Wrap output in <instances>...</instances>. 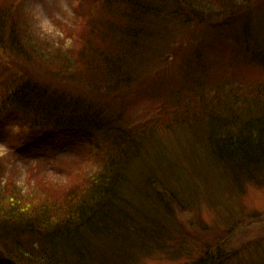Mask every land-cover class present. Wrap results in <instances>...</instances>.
I'll use <instances>...</instances> for the list:
<instances>
[{
  "label": "trees",
  "instance_id": "trees-1",
  "mask_svg": "<svg viewBox=\"0 0 264 264\" xmlns=\"http://www.w3.org/2000/svg\"><path fill=\"white\" fill-rule=\"evenodd\" d=\"M82 1L86 11L75 20L77 32L69 34L78 51L60 54L56 48L44 56L43 45L20 31L24 15L16 10L22 0H0V57L44 59L54 69L63 67L62 77L80 73L87 85L96 80L97 88L110 90L89 98L60 80L30 78L0 87V117L15 122L20 135L14 150H23L26 139L72 136L99 161L97 172L75 180L70 175L65 186L36 181L23 191L2 183L0 171V264H264V247L251 253L257 256L253 262L243 251L227 250L243 223L215 228L211 245L204 247L181 223L200 198L215 206L239 198L243 183L263 188L264 78L219 84L207 95L203 87L187 86L181 96L169 94L154 117L128 124L114 95L140 91L132 68L144 71L160 57L165 42L190 25L197 0H81V6ZM181 124L200 155L174 139L168 140L171 153L163 152L168 148L156 130L176 133ZM247 218L261 224L264 214Z\"/></svg>",
  "mask_w": 264,
  "mask_h": 264
},
{
  "label": "rangeland",
  "instance_id": "rangeland-1",
  "mask_svg": "<svg viewBox=\"0 0 264 264\" xmlns=\"http://www.w3.org/2000/svg\"><path fill=\"white\" fill-rule=\"evenodd\" d=\"M208 1H196V10L191 11L187 18L190 25L177 31L172 41L165 42L159 50L160 57L152 59L144 71L142 67L141 71L137 68H132V72L129 70L140 77L138 81L141 82V88L134 97L133 94L124 98L114 95L118 98L115 106L124 122L133 124L154 117L155 109L163 100H168L173 94L181 93V96L180 90L187 86L203 87L204 95H207L219 84L239 86L264 78V69L260 67L264 65V0H248V3L246 0H236L228 5L225 0H222V4L214 5L210 3L212 0ZM85 6L83 1L81 6V0H22L16 10L24 15L20 31L39 45H43L44 56H49L47 51H54L56 48H60V54L78 51L79 46L75 49L74 40L69 38V34L77 32L76 21L85 13ZM232 8L234 9L231 10ZM73 27L74 32L70 30ZM39 39L42 41H38ZM238 43L246 47L245 55ZM51 60L55 62V59ZM45 61L47 60L34 57L24 61L9 54L1 56L0 87L3 88L14 79L30 78L40 83L60 80L67 89H73V92L85 91L90 95L89 98L94 95H109L110 90L95 86L98 84L96 80L87 85L80 73L62 77L59 72L63 67L58 65L60 70L58 67L54 69ZM95 92L99 94H94ZM13 125L14 122L8 117L0 120L2 183L7 182L21 191L26 190V185L34 187L36 181L47 186L45 180L58 187L60 182L63 186L70 184L66 183L70 175H73L72 180H75L76 177H85V174L90 176L98 171L99 161L90 156L88 146H84L77 137L64 136L57 143L33 142L26 139L22 142L23 150H14L21 143L16 144L20 135H15V126L11 127ZM179 126V132L176 133L159 128L156 130L161 135L165 147L172 146L168 140L174 139L178 146L188 150L194 149L200 155L199 146L195 145V141L192 142L193 146H190L187 134L181 130L185 125ZM161 148L163 150V146ZM169 151L170 148L163 152L171 153ZM168 156L172 158L171 154ZM243 184V194L232 199L230 203L223 199L212 206L205 203L207 199L203 197L190 204L193 209L190 214H184L181 223L194 235L193 239L201 244V247L211 245L209 239L215 237V228L226 230L227 223H243L240 232H237L239 234L228 242L226 248L228 251H243L245 257L247 254V260L253 262L257 256L251 253L264 247V221L259 224L247 218V215L264 214V185L262 189H257L258 186L253 183ZM228 214L230 218L231 214L235 216L230 220L227 219ZM213 228L214 232L211 231ZM144 264L178 262L146 260Z\"/></svg>",
  "mask_w": 264,
  "mask_h": 264
}]
</instances>
